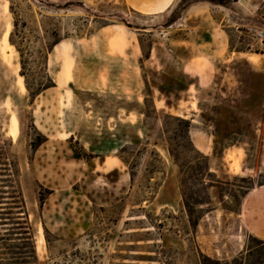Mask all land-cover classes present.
Segmentation results:
<instances>
[{
	"label": "rangeland",
	"instance_id": "1",
	"mask_svg": "<svg viewBox=\"0 0 264 264\" xmlns=\"http://www.w3.org/2000/svg\"><path fill=\"white\" fill-rule=\"evenodd\" d=\"M5 4L9 42L32 73L21 75L18 51L14 70L0 60V128L19 161L36 245L43 229L41 264H160L131 260L139 254L195 264L167 143L182 124L168 115L190 120L194 146L209 148L199 150L209 171L190 154L192 169L182 176L202 248L229 262L242 255L245 264H264V245L240 217L248 193L264 185V42L255 37L264 30V0H174L155 15L128 0ZM217 26L231 47L211 58L196 42ZM55 31L61 44L47 54ZM255 56L257 63L249 60ZM47 76L55 86L32 98L27 82L49 84ZM32 125L47 138L36 152ZM124 146L135 148L124 155L132 169L119 157ZM156 246L162 253H153Z\"/></svg>",
	"mask_w": 264,
	"mask_h": 264
},
{
	"label": "trees",
	"instance_id": "2",
	"mask_svg": "<svg viewBox=\"0 0 264 264\" xmlns=\"http://www.w3.org/2000/svg\"><path fill=\"white\" fill-rule=\"evenodd\" d=\"M53 35L55 36V40L46 48L47 54L53 48H56L61 44L59 33L55 31ZM16 48L21 57V75L28 78L31 76L32 72H30L31 70L28 68L27 63L24 60L23 51L18 46ZM47 79L50 82L49 84L43 82L29 84L27 82V90L32 98L35 99L44 90L55 86L54 81L49 78V76H47ZM167 118L173 119L182 124L179 130L171 134L167 143L169 155L174 165L177 166L179 170V181L183 197L182 202L189 219V228L192 229L193 233V238L191 240L188 239L189 248L193 250L194 254L192 261L194 260L195 264H245L246 258L242 255L240 259L233 258V260L229 262L227 258L221 259L217 255H210L202 248L198 240L199 222L194 220L195 210L193 209L186 193L185 180L182 176H184L189 169H192L190 167V154H194L203 159L207 172L209 171L208 157L204 156L199 150H197L191 140L190 131L192 124L190 120L171 115H168ZM32 128L36 131L38 136L36 140L30 141V147L33 152H36L39 147L47 141V138L38 132L34 125H32ZM163 133L167 135L170 132L164 129ZM12 147V142L5 138V134L0 128V264H41L35 236L29 222V214L27 212L22 188L20 165L18 158L12 151ZM129 150L134 151L135 148L132 146L122 147L120 152L121 155L119 157L123 163L132 169L134 165L124 156ZM200 174H202V172H200ZM121 214L122 211L120 210L118 216L114 220L115 224H118ZM126 225H128V222H126ZM154 227L161 228L157 225H154ZM256 239L260 245H264V240ZM143 240L148 241V239ZM129 247L133 251H140L142 248L139 245H131ZM154 248H156V251H153L155 255L157 253H162V251L158 250V246ZM168 251L170 253L175 252L172 249H168ZM131 260L160 264L166 263L165 261H167L158 256L147 254L133 255L131 256ZM167 264H175V261L167 262Z\"/></svg>",
	"mask_w": 264,
	"mask_h": 264
},
{
	"label": "crops",
	"instance_id": "3",
	"mask_svg": "<svg viewBox=\"0 0 264 264\" xmlns=\"http://www.w3.org/2000/svg\"><path fill=\"white\" fill-rule=\"evenodd\" d=\"M169 0H128V4L136 11L160 14L172 7L174 0L167 7ZM195 6H190L188 12ZM198 49L208 51L209 57H224L230 51V36L224 27H207L202 30L198 41ZM251 62H254L249 58ZM257 63V62H254ZM198 150L206 153L209 148L203 147L197 141ZM262 153L264 158V136L262 143ZM168 206V205H167ZM241 221L246 230L254 237L264 240V185L253 188L244 199L241 209Z\"/></svg>",
	"mask_w": 264,
	"mask_h": 264
},
{
	"label": "bare ground",
	"instance_id": "4",
	"mask_svg": "<svg viewBox=\"0 0 264 264\" xmlns=\"http://www.w3.org/2000/svg\"><path fill=\"white\" fill-rule=\"evenodd\" d=\"M9 18L10 17H9V12H8V4H5L3 7H0V23L3 24L4 29H5V34L2 37V39H0L1 40L0 41V60H2V62L8 68H11L13 55L15 53H17V51L15 50V47L9 42V33L11 32V22H10L11 18L10 19ZM250 59L255 61V62L258 61V57H256V56L250 57ZM11 69H13V68H11ZM23 81H24L23 78L19 77L18 84L20 86V89L22 91H25L26 87H25V84ZM12 121H13V123L10 127L11 128V134H12V136L16 137L17 131H18V123H17L16 117L14 115H12ZM39 227H41V226H39ZM38 236L39 237L37 240V251H38V254H40L42 252L41 246H42V244L45 243L42 227L39 229V235Z\"/></svg>",
	"mask_w": 264,
	"mask_h": 264
},
{
	"label": "built area",
	"instance_id": "5",
	"mask_svg": "<svg viewBox=\"0 0 264 264\" xmlns=\"http://www.w3.org/2000/svg\"><path fill=\"white\" fill-rule=\"evenodd\" d=\"M255 37L260 43H263L264 42V30H259L258 32H256Z\"/></svg>",
	"mask_w": 264,
	"mask_h": 264
}]
</instances>
